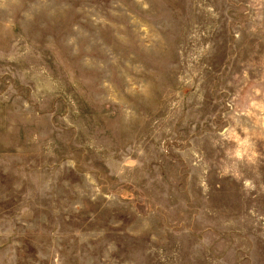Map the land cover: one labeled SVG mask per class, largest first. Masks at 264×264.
<instances>
[{"label": "rangeland", "instance_id": "1", "mask_svg": "<svg viewBox=\"0 0 264 264\" xmlns=\"http://www.w3.org/2000/svg\"><path fill=\"white\" fill-rule=\"evenodd\" d=\"M0 264H264V0H0Z\"/></svg>", "mask_w": 264, "mask_h": 264}]
</instances>
